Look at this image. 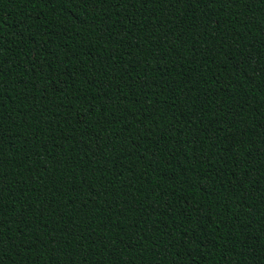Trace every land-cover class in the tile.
I'll list each match as a JSON object with an SVG mask.
<instances>
[{"label":"trees","instance_id":"obj_1","mask_svg":"<svg viewBox=\"0 0 264 264\" xmlns=\"http://www.w3.org/2000/svg\"><path fill=\"white\" fill-rule=\"evenodd\" d=\"M2 264H264V0H0Z\"/></svg>","mask_w":264,"mask_h":264},{"label":"snow or ice","instance_id":"obj_2","mask_svg":"<svg viewBox=\"0 0 264 264\" xmlns=\"http://www.w3.org/2000/svg\"><path fill=\"white\" fill-rule=\"evenodd\" d=\"M50 3H55L56 0H49ZM80 3H85L87 0H78ZM173 3H182L183 0H172ZM245 3L251 4L254 2V0H244ZM0 264H2V257H0Z\"/></svg>","mask_w":264,"mask_h":264}]
</instances>
